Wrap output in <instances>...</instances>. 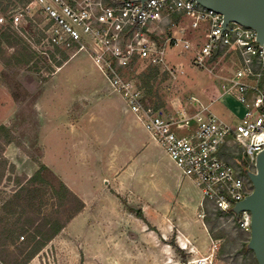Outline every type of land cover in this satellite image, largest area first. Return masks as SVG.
I'll return each instance as SVG.
<instances>
[{
    "label": "built area",
    "instance_id": "built-area-1",
    "mask_svg": "<svg viewBox=\"0 0 264 264\" xmlns=\"http://www.w3.org/2000/svg\"><path fill=\"white\" fill-rule=\"evenodd\" d=\"M11 5L0 13V25L11 26L38 57L68 61L80 51L91 56L128 110L201 189V217L205 200L236 214L234 206L253 190L247 176L264 150V41H258L254 28L237 21L225 26L222 13L196 0H13ZM162 25L176 30L159 44L153 35L160 36L156 28ZM172 43L191 53L190 65L219 84L218 92L198 85L189 98L192 111L182 107L178 117L155 107L145 87L129 75L139 61L173 77L186 75L185 63L170 61ZM227 95L243 107L238 122L213 110ZM191 121L196 127L187 133L175 129ZM231 147L247 162L227 159ZM238 216L250 231L251 213Z\"/></svg>",
    "mask_w": 264,
    "mask_h": 264
},
{
    "label": "rangeland",
    "instance_id": "rangeland-1",
    "mask_svg": "<svg viewBox=\"0 0 264 264\" xmlns=\"http://www.w3.org/2000/svg\"><path fill=\"white\" fill-rule=\"evenodd\" d=\"M1 1L0 13H5L12 3L9 0ZM174 30L175 26L167 25L156 28L163 42L169 39ZM11 51L12 49H9V52ZM70 53L68 51V54ZM191 55L172 43L169 46L170 61L185 63L187 74L173 77L159 68L158 76L150 84L168 114H173L172 102L181 101L187 109L189 108V98L198 83H212L205 71L190 65ZM223 63L227 64L222 61ZM58 67L57 61L54 60L41 61L38 67H35L34 63L25 67H7L0 60V124L5 122L6 126L13 130L16 139L30 152L23 150L16 142L11 143L10 159L5 157L15 165V171L7 172L11 180L5 177L0 183V211L2 202L16 187L15 178L31 176L38 169V160L45 162L58 177L72 187V190L91 203L93 211L89 218L92 228L84 237L78 236L85 243L87 254L93 259V262L88 264H96V258L113 264L117 259V239L118 233L120 234L116 227L118 215L123 211L133 215L135 212L130 206L143 204L141 199L135 196L133 189L119 188L118 185L148 180V167L135 171L131 165L133 159L137 151H142L149 142L151 144L148 146L156 154H160L162 149L155 146L151 134L131 111L127 118L133 119L132 129L140 141L133 138L122 141L117 138L118 130L123 126H119L115 120L121 115L122 106H127L126 101L112 89L107 77L86 51H80L65 61L52 77ZM142 68L143 65H138L136 72ZM37 100L45 117L42 121L39 119ZM213 110L225 120L233 122H238L243 113V107L229 95L215 103ZM186 127L189 131L196 127V123L191 121ZM175 129L177 130L176 127ZM111 133L114 138L109 141L107 137ZM121 146L124 149H119ZM165 154L160 155L164 168L176 170V164ZM126 167L129 171L123 174V168ZM102 198L108 199L107 204L103 203ZM128 199L130 203H127ZM50 208L51 205H48L45 210ZM3 214L2 211L0 216ZM234 220L235 217L231 216L225 219L224 225L231 229ZM107 221L111 224L108 237L107 232L98 229L102 222ZM79 229V226L72 227V231L76 233H80ZM79 239L72 241L76 248ZM22 241L25 239L20 237L18 242ZM225 242V238L215 240L210 249L214 250V256L208 258L205 263H198L200 257L190 256L187 252L186 258L195 260L196 264H228V261L217 257L219 248ZM174 244L175 242L172 245ZM48 251L50 256H53L54 245H51ZM175 256L179 262L174 264H181L182 256L177 250Z\"/></svg>",
    "mask_w": 264,
    "mask_h": 264
},
{
    "label": "crops",
    "instance_id": "crops-1",
    "mask_svg": "<svg viewBox=\"0 0 264 264\" xmlns=\"http://www.w3.org/2000/svg\"><path fill=\"white\" fill-rule=\"evenodd\" d=\"M60 67L52 73V77H54ZM208 77L212 81L208 86L212 87L215 92H218V81L213 77ZM198 85L204 84L198 83L195 88ZM13 102L16 106L14 99ZM171 105L173 107V114L170 115L176 117L179 116L178 111L182 107L187 109L186 105L181 101L179 103L172 102ZM37 108L39 119L42 121L45 117L40 108L39 100H37ZM192 108L190 105L187 110L192 111ZM120 111L121 115L115 121H117L119 126L123 127L118 130L117 138L122 141L124 139L131 140L132 138L140 141V138L136 137V133L132 129L134 124L133 119L127 118L130 113L127 106H122ZM133 117L135 116L133 115ZM4 124L7 125L5 122ZM177 132L185 134L188 132V129L187 127L177 128ZM113 138L114 135L111 133L107 137V140L111 141ZM151 140L156 147L161 148L152 136ZM150 144L149 142L148 145ZM148 145L143 150L140 149L142 151H137V155H135L131 165H133L135 171L142 170L143 167H148L150 172L149 179L124 182L118 185L119 188L133 189L135 196H138L144 205L130 206L132 208L131 210H134V207L140 208L138 213L134 210L135 213L133 215L128 214L126 211L118 215L119 218L116 227L120 234L118 233L117 239V259L113 261V264L177 263L179 260L175 256L176 249L172 245L173 242L190 256L213 258L214 250L212 251L210 249L211 245L215 244V239L209 233L204 218L199 216L202 210L201 202L203 200L201 189L193 179L183 175L177 165L175 166L177 171L164 168V165L160 161V155L162 153L164 155L165 151L161 148L160 154H156ZM11 147L12 144L10 143L5 149V156L7 158L10 157L9 151ZM119 149L124 148L121 146ZM128 167L123 168V174L129 171ZM66 184L72 189L67 182ZM75 193L77 194V192ZM77 195L85 202L83 210L71 219L62 231L33 257L28 264H88L91 261L93 262V259L87 254V250H85V243L79 239L81 236L84 237L87 231L92 228L89 215L93 211V208L90 202L86 201L81 195ZM6 199H4V202ZM102 200L104 204H107L106 201L108 199L102 198ZM127 203H130V199L127 200ZM1 210L4 213L2 216L6 219V211L2 208ZM140 212L142 215H139ZM74 226H79L80 233L72 231V227ZM98 229L104 231V233L107 232L106 237H108L110 235L111 224L109 221L102 222ZM77 239H79L78 248L72 245V241H76ZM173 239L174 241H172ZM51 245H54L53 256H50L48 251ZM28 250L29 248L24 251V254ZM94 261L96 264H108L102 258H96ZM191 261L188 260V263L196 264ZM0 264H3L1 260Z\"/></svg>",
    "mask_w": 264,
    "mask_h": 264
},
{
    "label": "trees",
    "instance_id": "trees-1",
    "mask_svg": "<svg viewBox=\"0 0 264 264\" xmlns=\"http://www.w3.org/2000/svg\"><path fill=\"white\" fill-rule=\"evenodd\" d=\"M1 3L0 0V5ZM175 17L177 19L178 16ZM153 37L159 44L163 43L159 36ZM9 49L12 51L9 52ZM0 60L7 67H25L31 63L38 67L41 61H48L38 57L9 25H0ZM64 62L65 60H58L57 66H62ZM138 65H143V68L137 73ZM158 73V66L139 61L130 70L129 75L145 87L147 97L155 107H162L158 94L150 85ZM12 142L29 152L24 144L16 139L11 128L0 124V183L5 177L11 180L7 172L15 171V165L4 155L5 147ZM235 151L231 147L226 158L233 162L242 159L246 163V158ZM38 163V169L31 176L15 178L16 187L2 204L7 213L6 219L0 216V260L3 264H28L85 207V202L47 164L40 160ZM247 178L250 180L249 176ZM48 205H51L50 210H45ZM204 211V220L212 238L226 239L219 248L218 258L228 261V264H258L254 251L248 247L250 231L240 225L238 214L223 211L215 207L210 200H205ZM231 216H234L235 220L232 228L228 229L224 223L225 219ZM22 236L25 241L18 243ZM174 246L182 256V264H188L185 251L176 244ZM27 248L29 250L24 254Z\"/></svg>",
    "mask_w": 264,
    "mask_h": 264
},
{
    "label": "water",
    "instance_id": "water-1",
    "mask_svg": "<svg viewBox=\"0 0 264 264\" xmlns=\"http://www.w3.org/2000/svg\"><path fill=\"white\" fill-rule=\"evenodd\" d=\"M201 5L212 8L224 16V25L237 21L254 28L259 42L264 41V0H196ZM253 190L243 200L237 202L233 210L240 215L251 213L250 240L248 247L255 253L258 264H264V150L256 159L255 171L249 172ZM139 212V207L133 208Z\"/></svg>",
    "mask_w": 264,
    "mask_h": 264
}]
</instances>
